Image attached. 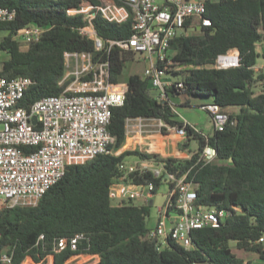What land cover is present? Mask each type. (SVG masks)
I'll return each instance as SVG.
<instances>
[{
  "label": "trees",
  "instance_id": "1",
  "mask_svg": "<svg viewBox=\"0 0 264 264\" xmlns=\"http://www.w3.org/2000/svg\"><path fill=\"white\" fill-rule=\"evenodd\" d=\"M124 6L121 0H112ZM210 27L182 32L172 42L173 66L167 74L182 83L179 91L166 92L168 100L158 101L142 76L126 79L122 107L111 109L108 131L114 138L109 148H121L126 138V120L158 119L181 128L172 110V99L209 96V104L229 111V122L222 131L202 135L186 128L187 137L179 146L188 149L191 140L197 150L186 159L161 157L137 151L120 155L102 154L82 165L67 166L64 176L45 192L36 206L13 207L0 212V253L11 255L12 264L29 257L44 264L53 256L54 264H64L75 255L98 256L97 264H253L237 258L231 249L253 253L264 261V76L255 70L264 60V0H204ZM102 6V0H0V8L15 10L12 22L0 23V77L7 80L27 77L32 81L18 107L28 108L44 97L58 96L70 84H59L65 75V53L90 54L93 63L109 62V82L119 84L126 64L139 59L132 51L117 46L108 50L110 41H122L132 34V19L109 22L100 12L91 20L105 48L96 51L92 40L79 34L87 25L85 15H68L67 10ZM44 32L26 51L14 35L26 25ZM262 43V52L257 44ZM237 50L239 65L216 69L219 55ZM191 99V98H190ZM209 104H204L209 105ZM201 107V106H200ZM162 133H167L162 130ZM205 147L215 151L206 162ZM135 158L163 164L154 177L150 171L134 172L128 179L136 185L153 184V193L172 180L185 176L194 186L196 201L206 208H222L228 216L216 228L190 232L192 246L185 249L171 240L157 250L149 238L147 219L149 201L133 200L114 204L109 188L120 176L118 164ZM77 237L75 249L70 241ZM65 247L58 251L60 242Z\"/></svg>",
  "mask_w": 264,
  "mask_h": 264
},
{
  "label": "built area",
  "instance_id": "2",
  "mask_svg": "<svg viewBox=\"0 0 264 264\" xmlns=\"http://www.w3.org/2000/svg\"><path fill=\"white\" fill-rule=\"evenodd\" d=\"M121 1L124 4L121 7L111 0L108 6L72 8L67 14H86L87 25L79 29V34L92 40L96 51L105 48L91 24L98 12L109 22L121 23L131 17V36L122 41H110L108 50L117 46L139 56L143 54L142 58L140 56L145 62L143 80L156 92L154 96L158 101H167L168 90L183 88L182 83H176L177 80L167 74L173 66L171 42L182 32H196L211 26L204 0ZM15 14V10L0 8V23L12 22ZM43 32L42 28L29 24L18 30L14 38L26 51ZM64 63L66 71L59 84L70 80L64 92L41 98L28 108L18 107V103L32 81L27 77L10 80L0 77V212L16 206H36L45 192L64 176L67 166L82 165L98 155L114 154L109 148L114 138L108 125L111 109L124 104L126 85L110 83L109 62L93 63L90 54L65 53ZM238 65V51L231 50L217 57L214 68ZM200 109L210 116L214 131H222L229 122L228 115L217 105L209 104ZM33 118L35 124H32ZM182 123V127L177 128L154 118L127 119L126 132H162L164 129L176 133L183 142L187 137L186 128L200 133L193 124ZM215 155L212 148L205 147L201 157L208 162ZM118 171L120 176L109 188L110 200L115 204L129 200L146 203L153 198V184L136 185L128 175L150 171L154 177H159L163 164L123 161L118 164ZM164 176L175 186L165 194L159 217L155 226L149 228L148 236L156 241L157 250L163 249L168 240L190 249L192 230L216 228L228 213L222 208L197 205L194 186L185 181V176L179 179ZM76 240L77 237L70 241L73 250ZM263 241V238L259 240ZM64 247L65 242H60L57 252ZM0 264H12L11 255L0 253Z\"/></svg>",
  "mask_w": 264,
  "mask_h": 264
},
{
  "label": "crops",
  "instance_id": "3",
  "mask_svg": "<svg viewBox=\"0 0 264 264\" xmlns=\"http://www.w3.org/2000/svg\"><path fill=\"white\" fill-rule=\"evenodd\" d=\"M264 60L257 62L255 66V70L258 71V68H262V62ZM257 67V68H256ZM126 80L124 82H120L119 84L126 85ZM177 100L173 102V110L176 114V119L179 122L187 121L190 124H193L195 128L202 134V135H208L211 134L213 129V125L211 122V119L209 117L210 121V127L211 129L209 131H204L202 128H200L199 121H196L194 116L192 115L195 110V105L192 104V101L189 99H185L182 96L176 97L174 100ZM172 101V100H171ZM209 104V103H205ZM202 106V105H201ZM184 142L181 140V138L174 132H167L162 133L158 131L153 132H147V133H139L136 131L126 132V138L123 146L117 150H115V156L120 155L124 151H137L140 153L145 154H157L161 157H172V158H178V159H186L189 157V152L186 151V149L181 150L179 146L183 144ZM126 162H134L137 161V159L131 157L127 158L125 160ZM168 191V190H167ZM155 195H153V198L151 199V206H156L158 215L156 217V221L159 217V211L162 208V205L164 203V197L161 198V201L159 203H156L154 198ZM137 202L138 205H143L144 202L140 200L134 201V203ZM149 216H150V210H149ZM156 221L154 224H156ZM155 226V225H154ZM149 227V228H153ZM88 256V255H85ZM21 264H35L29 257L25 258V260ZM66 264V263H64Z\"/></svg>",
  "mask_w": 264,
  "mask_h": 264
},
{
  "label": "rangeland",
  "instance_id": "4",
  "mask_svg": "<svg viewBox=\"0 0 264 264\" xmlns=\"http://www.w3.org/2000/svg\"><path fill=\"white\" fill-rule=\"evenodd\" d=\"M111 0H102L104 6H108ZM86 15V14H85ZM262 43L257 44V51L259 53L262 52ZM21 51L25 50L23 47L20 48ZM259 63V62H258ZM257 68V67H256ZM145 70V62L143 59L140 58L136 59L134 62H129L126 64V67L123 71L122 79L121 82H124L127 77L130 74H137L140 76H143ZM258 74H262L264 76V67H260L257 69ZM172 80H177L175 77L169 76ZM153 94L156 92L152 91ZM191 98V99H190ZM189 100L192 101V104L195 105L196 108H194L195 112L192 114L195 118L196 121H199L200 123V128H202L204 131H209L211 129L210 127V119L209 115L207 112L203 111L200 109L201 105H204L205 103H208L211 101V97L209 96H191ZM177 101L176 99H172V103ZM225 113L228 115L229 111L226 110ZM197 150V143L194 140H191L188 146V149H186L187 152H194ZM168 190V185L167 184H162L157 190H156V195H155V202L159 203L161 201V198L165 196ZM115 204V203H114ZM137 204V202H135ZM150 216L147 219V226L152 227L155 224L156 217L158 215L156 206H150ZM231 249L233 254L247 262L250 261L253 264H264V261H261L256 254L253 253H245L244 251L237 250L234 246V244H231ZM99 262V257L98 256H85V255H75L72 256L70 259H68L65 263L66 264H97ZM44 264H54V259L53 256L49 255L45 258ZM201 264H207V263H201Z\"/></svg>",
  "mask_w": 264,
  "mask_h": 264
},
{
  "label": "water",
  "instance_id": "5",
  "mask_svg": "<svg viewBox=\"0 0 264 264\" xmlns=\"http://www.w3.org/2000/svg\"><path fill=\"white\" fill-rule=\"evenodd\" d=\"M140 56H141V58H142V57H143V54H141ZM35 121H36L35 118H33V119H32V124H35ZM164 178L168 181L167 176H164ZM149 204L151 205L152 202L150 201Z\"/></svg>",
  "mask_w": 264,
  "mask_h": 264
}]
</instances>
